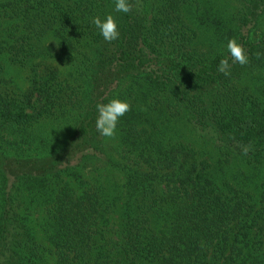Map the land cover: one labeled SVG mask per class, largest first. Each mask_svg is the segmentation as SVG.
<instances>
[{"label": "trees", "instance_id": "1", "mask_svg": "<svg viewBox=\"0 0 264 264\" xmlns=\"http://www.w3.org/2000/svg\"><path fill=\"white\" fill-rule=\"evenodd\" d=\"M130 2L122 13L115 0H0V264H264V206L223 176L226 162L264 169V0H239L234 29L209 50L203 27L220 9ZM109 14L120 33L112 42L91 23ZM231 38L246 65L232 63ZM1 58L29 69L28 90L1 76ZM225 58L227 76L217 71ZM113 98L131 107L108 138L96 130V105ZM179 117L224 160L209 164L175 140L167 123ZM60 118L72 123L51 148L34 128ZM114 138L125 147L117 159ZM91 161L124 184L108 193L88 182L81 172Z\"/></svg>", "mask_w": 264, "mask_h": 264}, {"label": "rangeland", "instance_id": "2", "mask_svg": "<svg viewBox=\"0 0 264 264\" xmlns=\"http://www.w3.org/2000/svg\"><path fill=\"white\" fill-rule=\"evenodd\" d=\"M200 2L202 5L199 6V15L204 13V10L209 6L211 10L214 11L220 9L221 14L218 15V19H211L212 24H208L203 27L202 33L205 35V31H210L213 33V41L209 34L206 33L205 37H203L202 42L200 40V45L202 49H208L213 44V42L219 38H226L227 32H231L234 29L235 25V17L237 13V8L240 5L239 0H196ZM222 12H224L222 14ZM215 20V22H214ZM3 28L0 27V36ZM259 30L260 32H264V16L259 19ZM244 31V30H243ZM225 32V33H223ZM203 35V36H204ZM216 35V37L214 36ZM214 50V49H210ZM2 64L5 65V69L2 73V77L6 78L8 83L11 84L17 91L23 93L25 90H28L30 86V71L28 68L24 69L19 66L13 65L12 63L6 62L5 58H1ZM46 64L54 67L57 65L54 60L46 61ZM62 75L66 76L69 72L68 67L58 66ZM71 118H60V120L56 122H41L39 125L35 126L34 130L40 133L41 136L47 138L51 144V148L54 145V142H63L67 137L68 128L71 126ZM73 121V120H72ZM171 129V136H174L175 140H179L182 142H186L193 146L197 151H199L200 160H207L209 164L216 165L219 161H223L224 157L220 155V152L217 148V143H215L208 136H201L200 132L196 131L183 117L176 118L171 121V123H167ZM19 140V139H18ZM110 147L113 148L110 150V155L113 159H117V156L123 155L124 146L121 145L120 141L117 139H112L110 141ZM14 148V147H13ZM14 149H12L13 151ZM84 152L77 153L73 159L71 164L77 165L81 163V158ZM126 155V154H125ZM124 155V156H125ZM132 156V154H131ZM99 157L105 159L104 154H100ZM226 162V161H224ZM65 167V166H63ZM82 169V176L92 184L106 189L105 191L111 193L113 189H115L114 185H122L124 184V177L122 173H120L117 169L112 167L111 165H106L100 162L92 163L88 162L86 165L84 164ZM224 177L227 181H230L234 184H243L247 186V190L255 191L259 200H261V205L264 206V169L260 171H256L255 169L248 167L243 162H229L224 164ZM249 188V189H248ZM119 220L118 213L113 215V223L112 226L115 231L118 229L117 222ZM39 226V225H38Z\"/></svg>", "mask_w": 264, "mask_h": 264}, {"label": "clouds", "instance_id": "3", "mask_svg": "<svg viewBox=\"0 0 264 264\" xmlns=\"http://www.w3.org/2000/svg\"><path fill=\"white\" fill-rule=\"evenodd\" d=\"M133 10V5L130 0H115V12L129 13ZM91 23L99 30L100 35L107 42H112L119 38L117 23L113 15L109 14L104 19L99 16L93 17ZM227 51L231 57L232 63H238L241 66L248 63V57L245 49L239 44L235 38H231L227 42ZM217 71L224 75H230V64L228 58L222 59L219 62ZM130 104L127 101L113 98L108 103H98L97 118L95 127L98 133L103 137H114L119 118L130 111ZM242 153L247 154L251 148L247 145L241 146Z\"/></svg>", "mask_w": 264, "mask_h": 264}]
</instances>
